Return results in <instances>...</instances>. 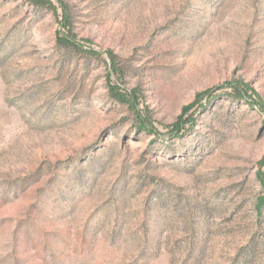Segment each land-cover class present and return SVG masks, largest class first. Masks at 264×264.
<instances>
[{"label":"rangeland","instance_id":"obj_1","mask_svg":"<svg viewBox=\"0 0 264 264\" xmlns=\"http://www.w3.org/2000/svg\"><path fill=\"white\" fill-rule=\"evenodd\" d=\"M35 1L0 0V264H264V0Z\"/></svg>","mask_w":264,"mask_h":264},{"label":"trees","instance_id":"obj_2","mask_svg":"<svg viewBox=\"0 0 264 264\" xmlns=\"http://www.w3.org/2000/svg\"><path fill=\"white\" fill-rule=\"evenodd\" d=\"M35 2H36V3H41V5H44V4H43V1H41V0H36ZM112 57H113V56H112ZM113 58H115V57H113Z\"/></svg>","mask_w":264,"mask_h":264}]
</instances>
